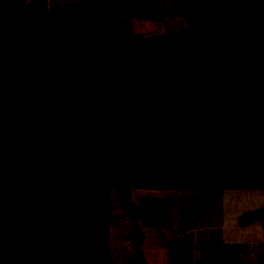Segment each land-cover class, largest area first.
Returning a JSON list of instances; mask_svg holds the SVG:
<instances>
[{"label": "trees", "instance_id": "trees-1", "mask_svg": "<svg viewBox=\"0 0 264 264\" xmlns=\"http://www.w3.org/2000/svg\"><path fill=\"white\" fill-rule=\"evenodd\" d=\"M109 2L0 0V264H111L113 187L264 189V0L112 47Z\"/></svg>", "mask_w": 264, "mask_h": 264}, {"label": "crops", "instance_id": "crops-1", "mask_svg": "<svg viewBox=\"0 0 264 264\" xmlns=\"http://www.w3.org/2000/svg\"><path fill=\"white\" fill-rule=\"evenodd\" d=\"M87 1L92 0H39L41 7L35 14ZM109 1L103 8L105 23L111 15V5L116 8L112 1L118 0ZM159 1H125L113 23L106 25L109 46L161 34L159 28L164 18L161 16L162 6L159 8ZM35 14L30 12V15ZM213 190L205 194L196 189H173L172 192H163V195L158 190L155 198L163 200L164 205L176 202L177 207L186 203L188 207L191 203L203 202L209 195H216V203L221 211L215 216H209L212 223L200 229L182 227L178 220L183 218L159 212L157 215L160 220L166 219L162 216L169 219L163 223L159 220V228L155 227L151 236L143 233L146 237L140 239L142 249L147 244L149 251H152L153 264H264V189ZM142 249L139 248L137 252L143 255L147 264V254Z\"/></svg>", "mask_w": 264, "mask_h": 264}, {"label": "rangeland", "instance_id": "rangeland-1", "mask_svg": "<svg viewBox=\"0 0 264 264\" xmlns=\"http://www.w3.org/2000/svg\"><path fill=\"white\" fill-rule=\"evenodd\" d=\"M112 1V0H111ZM127 0L112 1L116 8L112 7L113 12L121 9V6ZM207 0H160L159 8L164 21L160 23L159 31L162 33L189 27L194 24L202 23L208 19V13L204 10V2ZM108 2V1H107ZM219 3V11L222 16L229 15L230 0H217ZM108 4V3H107ZM39 0H28V10L35 14L40 9ZM114 10V11H113ZM108 12V11H107ZM41 14V13H40ZM166 14V15H165ZM170 14V17H169ZM36 15V14H35ZM114 16V15H113ZM116 16V15H115ZM149 29V26H146ZM155 31H157L155 29ZM158 32V31H157ZM19 155L12 157L15 160ZM171 189L157 188H139L127 186L124 188L113 187L112 189V215H111V260L112 264H135L136 252L142 249L141 237L145 238L143 233H149L150 236L155 227L159 228L158 213L163 215L169 214L171 217L176 214L179 218L180 226L191 229H200L207 227L212 223L209 216H215L221 211L217 205L216 195H209L203 202L191 203L188 207L184 204L178 206L176 202L163 204V200L156 197L163 192H172ZM186 190V189H184ZM195 190V189H194ZM199 192H214L211 189H196ZM176 192V191H173ZM210 194V193H209ZM159 195V196H161ZM155 198V199H154ZM169 201V200H167ZM206 202V203H205ZM178 209V211H177ZM167 221L169 217L162 216ZM208 217V219H206ZM174 221V220H173ZM141 233V234H139ZM147 254V264H153L151 258L152 251H149L148 245H144L142 249Z\"/></svg>", "mask_w": 264, "mask_h": 264}]
</instances>
